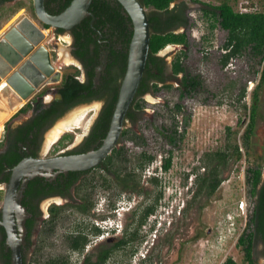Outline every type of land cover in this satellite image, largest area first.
<instances>
[{
    "label": "rangeland",
    "instance_id": "1",
    "mask_svg": "<svg viewBox=\"0 0 264 264\" xmlns=\"http://www.w3.org/2000/svg\"><path fill=\"white\" fill-rule=\"evenodd\" d=\"M197 1L204 6L191 4L190 25L177 29V33L187 34L188 46L169 45L159 53L168 67L166 82L160 84L158 92L150 91L140 98L144 110L138 113L137 122L127 121L124 125L122 134H126L116 147L123 155L115 157L112 164L116 176H107L98 170L97 176L91 177L77 191L79 199L94 203L100 193L108 192L114 207L119 209L124 207L119 203L124 195L130 197L132 206L139 203L142 207L156 205L154 215L140 228L138 240L130 247L116 251L109 264H224L229 258L237 264H248L244 245L240 247L237 243L249 230L255 204L248 169L259 168L264 174V65L245 56L233 58L227 66H222V46L228 33L215 23L213 17H206L203 9L212 10L228 1L237 12H264V0ZM146 11L151 13L153 9ZM23 16L41 26L33 0H20L1 12L0 35ZM211 24L216 27L211 29ZM64 40L67 42H58L60 51L68 47L70 40L66 37ZM183 52L182 63L186 71L175 75L172 64ZM186 75L200 81L201 86L195 90L186 89L183 85ZM166 85L171 88H165ZM244 88L246 96L241 98ZM256 93L257 102L254 99ZM10 98L0 89V109L5 107L9 111L22 104L14 97ZM8 100L14 106L9 105ZM253 111L256 113L254 129L247 140L246 129ZM93 115L94 111H89L81 129L74 130L76 141L86 132ZM6 116L1 118L0 136L9 119ZM20 120L15 118L13 123ZM172 130L176 132L170 133ZM236 145L240 147L242 157L235 153ZM217 152H227L230 157L228 164L220 168L221 186L215 194L209 195L201 190L200 179L212 169ZM145 154L154 157V161L143 170L140 165ZM170 156L172 167L165 171L163 165ZM123 179L129 180V187L133 186L135 190L123 189ZM108 183L109 188L106 187ZM243 200L247 203L245 212L239 209ZM91 214V211L90 214L80 213L74 207L70 212L60 213L54 222L53 233L43 235L40 253L51 259L66 257L69 251L63 237L65 229L80 224L88 226L84 232L90 241L95 240L89 224ZM121 214L123 227L128 234L133 233L135 215H124L123 211ZM123 236H126L124 231L114 234L113 243ZM107 237L106 234L95 242L100 243ZM94 245L91 244V251ZM81 260H75L73 256L69 263L82 264ZM257 264H264V258L259 257Z\"/></svg>",
    "mask_w": 264,
    "mask_h": 264
},
{
    "label": "flooded vegetation",
    "instance_id": "2",
    "mask_svg": "<svg viewBox=\"0 0 264 264\" xmlns=\"http://www.w3.org/2000/svg\"><path fill=\"white\" fill-rule=\"evenodd\" d=\"M19 1L0 0V15L4 7L16 5ZM106 1L110 2L113 7H116L117 3L119 4L117 0ZM191 4L204 6L197 0H185L183 2L176 1V4H172L171 8L177 14L189 19ZM90 17L92 16H88L84 20ZM24 18L29 17H21L9 29ZM96 22L97 18L93 21L92 17L91 26L94 27ZM34 23L39 27L44 37L41 43L34 46L12 68L9 74L10 78H14L13 81L19 92L8 84L6 78H0V89L4 91V95L11 97L10 99L14 97L22 102L21 105L17 104L9 108L10 112L5 107L0 109V123L3 115L7 114L9 117L6 129L0 136V264H13V254L3 222L6 207L5 194L10 186L14 168L27 159H51L82 155L98 150L107 137V135L104 137L103 134L109 132V130L106 131L107 123H109L108 109L112 106L115 97L119 96L123 81L120 77L119 67L124 51L126 32H123L124 30L119 26L116 25L118 29H115L116 26L106 24L102 30L93 28L92 31H75L74 28L81 23L71 30L52 29L50 26L46 27L47 25L42 21H40L41 26L37 22ZM188 26H177L175 32L177 33V29ZM1 27L0 24V31ZM3 35L4 33L0 35V39ZM64 37L70 41H68V47L61 52L58 42H64ZM47 42H50L51 45H47ZM86 43H90L89 46H84ZM113 51L115 53H112ZM56 59L57 61H55ZM152 72L158 73L156 70ZM167 72L168 67L164 74L166 79ZM8 104L13 105L10 100H8ZM89 111H94L92 122L84 135L79 136L76 141L74 130L81 129L80 125L83 120L78 121L79 124L71 121L78 119L85 112L86 116ZM15 118H21V120L14 124ZM64 122L66 123L64 124ZM75 123L77 125H72ZM58 131L61 135L57 137ZM116 147L96 167L74 171L44 170L33 177H30L29 174L21 179L15 195V202L18 203V206L12 208L15 214L14 219L17 225L23 264H53L54 262L70 264L69 260L73 259V256L75 260L82 258V264H88L90 260L93 264H109L116 253L113 251L114 245L124 238L123 236L113 243V235L122 231H124V235L128 233L121 221V211L124 215L134 214L142 207L141 203L132 206L130 197L121 195L123 201L119 200V203H123L124 207L119 209L114 207L108 192L100 193L95 203L88 199H79L76 194L91 177L97 176L95 172L98 170L104 175L116 176L112 171V164L108 163L109 157ZM260 170L262 171V169ZM98 178H103V175H98ZM263 186L264 174L262 171L261 184L254 197L255 204ZM106 187L109 188L110 184L108 183ZM122 188L127 189L123 185ZM73 207L83 214L92 212L89 224L93 228L91 236L95 240L106 234L108 237L100 243H96L95 240L90 241L87 237L89 235L84 232L88 228L86 224L76 225L74 228L68 227L63 236L69 251L65 255L66 257L47 258V255L44 256L40 253L43 235L53 233L51 228L55 214L70 212ZM22 215L24 216L23 225L21 223ZM83 237H86L85 242ZM78 239L84 243V247L77 245L76 240ZM240 240L237 244L242 247ZM92 243L95 245L91 251ZM251 253L253 263L247 261L248 264H257L259 257L264 258V237L258 235L253 238Z\"/></svg>",
    "mask_w": 264,
    "mask_h": 264
},
{
    "label": "trees",
    "instance_id": "3",
    "mask_svg": "<svg viewBox=\"0 0 264 264\" xmlns=\"http://www.w3.org/2000/svg\"><path fill=\"white\" fill-rule=\"evenodd\" d=\"M6 1V0H3ZM73 0H45V6L49 13L60 14L63 12ZM143 6L147 8H152L153 11L148 13L150 28H151V43H150V53L147 61V67L145 70L144 77L138 89L137 95L127 113L126 120L133 123L138 120V113L144 110V104L141 102L140 98L146 93L153 91L158 92L160 90V84L166 82L164 74L166 73L167 66L164 60L159 57V53L169 45H183L188 46V36L186 33H176L175 27L182 26L186 27L189 25V19L187 17H182L177 14L173 8L172 4L178 0H139ZM208 7H211L208 5ZM90 12L93 13L97 22L94 27L91 26L92 17L84 20L79 26H76L74 30L82 31H92L93 28L102 30L104 25L111 24L114 26H119L126 32L124 35V45L123 54L120 59V77L124 78L127 64H128V53L129 46L133 36V25L131 18L126 14L124 8L119 3L116 7H113L110 2L106 0H93L90 6ZM203 13L206 17H213L215 23L219 24L220 28L228 33L227 40L222 46L224 54L222 55L221 63L222 66H227L230 60L233 58H243L249 56V58L258 61L260 65H264V12L249 11V12H237L233 6L229 4L228 1H224L220 6L212 7V10L203 9ZM127 16H126V15ZM116 26L115 29H118ZM46 27H49L48 25ZM216 27L215 24H211V29ZM96 42V41H95ZM90 43H86L84 46H89ZM112 53H115L114 51ZM185 56V52L179 55L177 59L172 64V72L175 75L185 73V67L182 63V58ZM157 71L155 74L152 71ZM262 81H264V70L262 72ZM183 85L188 90H195L197 87L201 86V82L196 80L190 75H186L183 79ZM165 88L170 89L171 86H165ZM246 88L243 89L241 93V98H245ZM255 101H258L257 93L255 94ZM118 100V96L115 97L112 106L107 112V129L111 124V119L114 114L115 106ZM180 106H177V110L180 111ZM255 111L250 114V123L246 129V139H250V135L254 129ZM167 131V129H165ZM175 130L170 131V133H175ZM125 132L122 134L125 136ZM106 132L103 134L105 137ZM235 153L238 157H242V152L238 145L235 146ZM114 154V155H113ZM123 153L113 151L112 155L109 157L108 163L113 164L114 158L118 156L120 158ZM229 154L227 152H217L215 154V160H212V169L209 171L208 175L200 179V188L203 191H207L209 195L215 194V192L221 186L223 180L221 179L220 168L226 166L229 162ZM154 161V157L144 155V162L140 165L141 169H145ZM172 167L171 156L165 160L163 169L165 171L170 170ZM131 176V175H130ZM129 176V177H130ZM262 171L260 169H248V180L251 185V195L256 196L258 187L261 184ZM132 177V176H131ZM156 183L159 181L154 178ZM122 185L124 187L135 190L133 186L129 187V180L123 179ZM196 196V195H195ZM254 213L251 216L249 230L245 236L241 237L240 244L246 246V260L250 263L252 262L251 245L252 240L256 236L264 237V186L262 187L259 198L255 204ZM156 205L141 207L138 209L134 215L136 217V228L133 233L128 234L116 243L113 247V251L116 252L121 248L130 247L138 240V232L141 227L145 226L148 222L149 217L155 213ZM58 214L54 215L52 220V228H54V222L57 219ZM128 232V231H126ZM84 242L86 237H83ZM77 245L84 247V243L80 239L76 240ZM136 249L133 248L132 253L134 254ZM53 264H59L54 262ZM88 264H93L90 260ZM224 264H237L232 258H229Z\"/></svg>",
    "mask_w": 264,
    "mask_h": 264
},
{
    "label": "water",
    "instance_id": "4",
    "mask_svg": "<svg viewBox=\"0 0 264 264\" xmlns=\"http://www.w3.org/2000/svg\"><path fill=\"white\" fill-rule=\"evenodd\" d=\"M92 1L73 0L69 7L57 15L48 12L45 0H33V5L37 17L44 24L55 29L71 30L88 16H92L93 21L95 20V16L90 12ZM117 1L131 18L133 36L129 46L127 70L121 84L109 132L98 150H93L82 155L51 159H27L14 168L10 186L5 194L6 207L3 222L8 235V243L13 254V264H23L21 245L14 219L15 214L12 208L13 206H18V203L15 202V195L21 179L29 174L30 177H33L44 170L61 169L74 171L96 167L112 152L121 139L127 113L137 95L145 74L152 32L146 8L139 0ZM173 4L175 5L176 2ZM43 37L39 27L29 18H24L16 23L14 27L5 31L3 37L0 39V78H6L8 84L17 92H19V89L13 81L14 78H10L9 74L12 68L34 46L41 43ZM23 96L25 98V95Z\"/></svg>",
    "mask_w": 264,
    "mask_h": 264
},
{
    "label": "bare ground",
    "instance_id": "5",
    "mask_svg": "<svg viewBox=\"0 0 264 264\" xmlns=\"http://www.w3.org/2000/svg\"><path fill=\"white\" fill-rule=\"evenodd\" d=\"M86 112H87V111H86ZM86 112H85V113H86ZM77 113H78V112H77ZM85 113H84V114L82 113L81 116L78 117V119H77V118L74 119V120L72 119L71 122L74 121V122L78 123V121L83 120V118L85 117ZM74 114H75V113H74ZM72 115H73V114H72ZM70 117H71V116H70ZM68 118H69V117H68ZM69 121H70V120H69ZM71 122H70V123H71ZM74 122H73V123H74ZM65 123H66V122H64V124H65ZM76 123H75V124H72V125H77ZM79 123H80V122H79ZM79 123H78V124H79ZM68 124H69V122H68ZM69 125H70V124H69ZM62 126H63V125H62ZM65 128H66V127H65ZM70 128H72V127H70ZM70 128H69V129H70ZM60 129H62V128H60ZM66 129H67V128H66ZM63 130H64V129H63ZM60 131H62V130H60ZM60 131H58L59 133H58L57 137H58L59 135H61ZM112 229H113V228H112Z\"/></svg>",
    "mask_w": 264,
    "mask_h": 264
},
{
    "label": "built area",
    "instance_id": "6",
    "mask_svg": "<svg viewBox=\"0 0 264 264\" xmlns=\"http://www.w3.org/2000/svg\"><path fill=\"white\" fill-rule=\"evenodd\" d=\"M245 12H249V11H245ZM239 209L243 212H245V210L247 209V203L244 200L240 203Z\"/></svg>",
    "mask_w": 264,
    "mask_h": 264
},
{
    "label": "crops",
    "instance_id": "7",
    "mask_svg": "<svg viewBox=\"0 0 264 264\" xmlns=\"http://www.w3.org/2000/svg\"><path fill=\"white\" fill-rule=\"evenodd\" d=\"M4 32H5V30H3V31L1 32V35H2Z\"/></svg>",
    "mask_w": 264,
    "mask_h": 264
}]
</instances>
